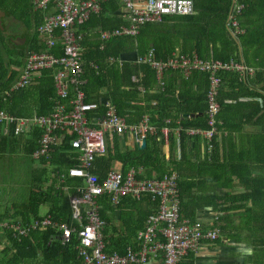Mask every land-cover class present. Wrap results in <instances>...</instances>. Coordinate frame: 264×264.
<instances>
[{
	"label": "built area",
	"instance_id": "built-area-1",
	"mask_svg": "<svg viewBox=\"0 0 264 264\" xmlns=\"http://www.w3.org/2000/svg\"><path fill=\"white\" fill-rule=\"evenodd\" d=\"M102 1L104 0H31V9L44 13L42 21L35 27L37 44L43 49L26 53L17 77L7 85L3 95L9 97L10 93L18 89H30L44 72L53 70L55 94L52 98V109L44 115L32 113L27 117H16L0 109V125L4 130L10 128L15 136L29 134L31 129L40 131L36 150L32 154L34 160L48 161L55 149L65 145L73 152V156L69 157L71 166L61 171H53L51 183L55 182L56 186L65 192L68 189L65 184L67 178H76L82 183L80 187L75 186L74 195H68L71 207L70 222L55 223L62 246L75 239L73 248L81 264H147L151 259L158 258L160 252L162 258L158 264H179L186 255L198 252L202 239L214 240L218 230L205 229L198 221L180 217L177 174L171 172L160 179H136L131 171L124 174L111 169L104 178L98 179L91 172L95 158L107 151L108 133L131 135L135 143L140 145L147 136L154 135L157 131L146 119L137 125H127L109 103L104 105L106 111L103 116L95 118L92 123L89 122L99 105L86 102L80 90L85 80L82 78L83 65L79 46L82 34L79 28L92 13L99 11ZM120 1L124 14L132 24L130 28L103 33V39L112 34L133 33L136 26L160 21L164 15L194 13L192 0ZM242 7V3H233L227 15L226 25L232 36L240 31L236 16ZM152 55L150 51L147 57L141 60L158 72L173 68L180 69L184 75L191 71L208 74V128H190L184 132L189 136H201L207 140L209 144L206 149L210 151V141L216 132V116L219 112L216 102L219 80L214 73L239 71L242 67L231 60L222 63L200 59L196 53L165 62L154 60ZM181 129L179 127L176 133H180ZM160 133L167 139L171 130L164 126ZM103 195H106L113 205H117L121 198L127 196L136 200L149 196L152 201L157 202L156 212L148 216L144 227L137 232L139 248H128L123 255L104 252L105 242L101 233L104 221L99 216L96 203V198ZM52 224L50 215L40 214L38 218L29 219L25 225L4 223L2 226L18 237L25 235L29 229H46Z\"/></svg>",
	"mask_w": 264,
	"mask_h": 264
},
{
	"label": "crops",
	"instance_id": "crops-1",
	"mask_svg": "<svg viewBox=\"0 0 264 264\" xmlns=\"http://www.w3.org/2000/svg\"><path fill=\"white\" fill-rule=\"evenodd\" d=\"M118 1L120 2V7L119 10H116V14L118 13L121 20L123 21L121 22V24L108 29L97 28L92 29L90 31L83 28L82 26L79 28L82 34L79 43L81 51L80 57L83 65L82 78L85 80V84L80 87V90L84 94L85 101L86 97L90 100L89 102H86L95 103L99 105V108H97L96 113L92 117L93 119H90L89 122L92 123L95 118L103 116L106 111L104 105L106 103H109L114 107L116 114L125 120L127 125H137L143 119H146L148 124L150 126L155 127L157 131L158 129L166 126L171 130V133L169 134L167 139H165L162 134H159V136H157L160 139V141L158 140V144L161 145V154L164 156L166 161L173 156L175 161H180L181 163L178 165V167H176V170H174L172 166L171 169L162 176H159V174H157L150 168V170L146 171V173L151 172V175L149 176V178H147L146 176H143L146 173H144V169L141 166L127 168L124 172V164L119 160H113L111 161L110 165L107 166V169L104 170L102 178H104L106 173L111 169L119 170L124 174L131 171L134 173L136 179H139L137 175H140L141 177H146L142 179H160L164 175L169 174L171 172L177 174L178 182H182L183 186L182 190H180L178 187L180 195V217L182 219L198 221L202 224L203 228L205 229L218 230V235L214 240L202 239L198 252L196 254L190 253L186 255L182 258L179 264H264V218H262L264 214L261 213V208L264 209L263 100H261L259 97L239 98L237 103H241L242 105V103L256 102L258 104L259 110L262 108L263 110H261V113H255L256 110L253 104L251 106H241L237 104L236 107L229 109V111L223 114L222 118L225 127L223 125V122L219 121L216 118V132L210 141V151L207 150L209 144L207 140H205L201 136H189L184 132L185 139L182 143L186 144V147L184 145V153L182 154L180 143L181 135H179L180 133H178V131L176 133V130L180 127L181 124L180 115L177 107L172 108V110H170V116L161 121L163 125L158 128V123L161 120L159 119L161 114H159L160 112H157L155 107L157 101L153 98L152 100L147 99V92L158 95L160 91H163L166 76L170 72L177 71L180 73L181 79H188L191 73L199 71H191L187 75H184L180 69L178 70L173 68L164 69L163 71L158 72L155 68H153L147 62H143L142 60L147 57L150 51L153 54L152 57L154 58V60L161 62H165L168 59H175L183 55L189 56L193 52L190 54H184L181 52L180 47L175 46L172 51H170L169 55L166 58L162 59L157 57L156 50L152 45L147 47L146 50L140 52L137 49L136 42H129V40L127 39H121L119 40V42L122 44V49L119 46L117 47V43L115 42L116 38L135 37L138 34L139 28L143 24L136 26L135 31L133 33L112 34L106 39L101 38V35L105 32H112L116 29L121 30L122 28H130L132 24L130 22V19H128L123 12L121 1ZM33 12H36L38 14L39 22L42 21V16L44 13L37 10ZM170 16L179 15H164L160 21H162L163 18ZM238 28L240 29L238 33L241 34L243 32V29H241L239 26ZM30 29L31 31L27 36V40L23 49L25 50L28 47L30 39H32V36L35 35L36 46L40 48L39 50H42L43 47L37 44L38 36L35 32V28L32 29L30 26ZM30 51L33 50H25L24 55L20 58V66L12 67V70L17 72V74L10 81V83L17 77L22 65V59L24 58L26 53ZM97 52L100 54H104L105 52L108 53H106L105 55H100V57H98L97 59H91L87 57L91 53ZM253 60V62L258 61L257 59ZM215 61L221 62L219 60ZM231 62L242 67V69L239 71L232 70L233 72L231 73H233L236 78H240V76H243L241 77L242 79L246 78V76L253 78L255 76V71L254 69H251L252 67L245 68L239 63H236L232 60ZM128 66L134 68L136 67L137 69L135 68V71L129 76L131 86L127 87V90H129V93L126 94L127 105L122 107V114H119L117 109L118 107L114 104L113 100H111V97L106 96L108 94L107 89H109L108 85H101L102 87H99V89L97 90L96 86H99L97 80H92L90 83L89 79L94 77H104L105 79L110 80L111 76L108 72L115 70L119 73H122L123 70L128 68ZM50 71H52V73L50 74V78L52 83L51 88L53 90L54 95L55 91L52 77L53 70ZM147 72H152L150 73V77L149 73ZM222 73L224 72L220 71L214 73V76L219 80L218 88L220 85ZM42 77L43 76H40L39 78ZM150 78L154 82L152 88H144L146 86H144L143 81H148V79ZM208 87L209 79L207 74L206 96L208 93ZM132 89L137 92L136 96L133 95ZM175 89L176 90L174 92V98L178 101V95L180 90L179 88ZM50 100V103L52 104V98ZM230 105H233V103H231ZM51 109L52 105L49 111H51ZM251 114L255 115L249 116ZM167 120L169 121V123H165ZM219 126L221 128H219ZM192 128L202 130L207 129V121L205 128H201L199 126ZM34 133L37 134L34 135ZM39 133L40 131L38 129H31L29 131V134L27 133L26 135L18 136L13 135V137L24 136L28 137V139L32 137L33 139H35L34 141L36 143ZM114 138L118 141L120 145L119 149L122 153L144 149H140V145H137L135 143L133 137L125 133L121 135L108 133L106 136L108 148L109 145L111 148L113 147ZM4 142L5 141L1 139L0 158L5 157L6 155H22L25 158V161L29 164V171L27 173L25 182V191L27 194L29 190V183H31V181L33 182L31 178L32 172H34L35 169L39 168V161L46 160H34L32 158V155L27 158L22 153L21 145H16V147H12V149L9 150V145L7 148ZM171 142L173 143V147L175 143V147L172 153ZM144 147H146V144H144ZM55 150H67L66 152L69 154V157L73 156V152L68 149V145H65V147ZM3 161L4 162H1L0 167V172L5 173V176H3L0 180V183L3 186L2 192L6 194H11L17 188L15 189L9 187L8 179L9 176H13L14 171L17 177V168L14 170V168L12 167H6L7 161H5V159H3ZM93 170L91 172L94 174ZM47 174L48 178L45 180L44 185L52 186V171L47 172ZM94 175L97 176V174ZM97 178L100 179L98 176ZM66 180L65 183H67ZM73 185H75V183H73ZM80 186H82L81 182H79L78 184V187ZM245 195L251 196L244 198ZM103 198L107 199V196L103 195L101 197H97L96 203L98 206V213L99 210L103 212L104 218H101L104 221L103 226H107L106 229L108 230V232L106 236L109 237L129 235L130 231L133 230L134 225L137 223L136 221L131 222L129 220L130 218L137 219L138 217H140V213L143 214L146 213L147 210H150L151 214H153L157 210V202L152 201L149 196H142L139 200H136L132 197L121 198L117 205H113L112 203H110V201H108L109 204H106L105 206L100 203ZM5 199L6 200L2 201L3 208H5L6 206H8L9 203L14 201L12 197H6ZM123 199L126 200L122 201ZM147 199L149 200V202L144 203L143 201ZM129 200H132L134 202L129 203ZM47 209L48 207L46 205L40 207L39 215H50L47 212ZM52 222L53 226L48 225L46 229L48 227H53L56 229V224L69 223L66 221L58 222L54 219H52ZM4 223H6V221H0V264H81V261L78 258L69 256L65 258L62 255V258L58 257V260L45 259L44 261H42V258H40L42 256L37 254L33 258L27 257L24 260L19 259L17 261H13L10 258V252L6 253L5 255H2V250L7 247L6 233H10L7 228H2V225ZM128 224L130 226L126 228ZM144 224H146V219H144L142 226L137 230V232L144 227ZM75 225L76 224L74 223V226ZM134 239L135 248H128H139L140 244L137 240V233ZM161 258L162 253L160 252L158 253V258L151 259L147 262V264H158Z\"/></svg>",
	"mask_w": 264,
	"mask_h": 264
},
{
	"label": "trees",
	"instance_id": "trees-1",
	"mask_svg": "<svg viewBox=\"0 0 264 264\" xmlns=\"http://www.w3.org/2000/svg\"><path fill=\"white\" fill-rule=\"evenodd\" d=\"M192 1L194 5L193 14L165 17L160 22H147L139 28L138 34L135 37L116 38L115 42L117 43V47L119 46L122 49V44L119 42L121 39H127L129 42H136L137 49L140 52L152 45L156 50L157 57L164 59L175 46H178L182 53L190 54L193 52L196 53L200 59L211 58L223 63L232 60L245 68L252 67L251 69L255 71V76L253 78L249 76L243 79L241 78L243 76L236 78V76L231 73L233 71H224V73L221 74L216 98V102L219 106V112L216 118L219 121L223 122L222 116L225 112L229 111V109L236 107L237 104L241 105V103H237L239 98L259 97L263 100L264 104V0ZM233 3L243 4L240 13L236 16L237 24L243 29V32L235 36L229 33L228 27L226 26V18ZM119 7L120 2L118 0H104L100 4L99 11L91 14L87 21L81 26L89 31L97 28L108 29L118 26L123 22L118 13L116 14V10H119ZM1 8L9 12L17 10L19 13L17 14L18 17H26V13L29 14V21L32 29L35 28L39 22L38 14L31 9V0H0V9ZM2 42L3 40L0 35V109L16 117H27L32 113L36 115L46 114L52 105L50 99L54 97L50 78L52 71L44 72L42 75L43 77L39 78L37 83L29 90L18 89L10 93L9 97L3 95L8 83H10L17 74V72L12 70V67L20 66V58L24 55L25 50L30 49L38 51L40 49L36 46L35 35L30 39L28 47L25 50L20 48L21 50L19 52L14 51L15 47H11V49L3 48L1 45ZM106 53L108 52L104 54L98 52L91 53L87 57L97 59L100 55H105ZM253 59H257L258 61L253 62ZM135 68L128 66L122 73L110 70L111 72H108L111 76L110 80L104 77L89 79L90 83L92 80H97V83H99V86H96L97 90L99 87H102L101 85H108L109 89H107L108 94L106 96L111 97V100H113L114 104L118 107L119 114H122V107L127 105L126 94L129 93L127 87L131 86L129 76L135 71ZM147 73H149L150 77V73L152 72ZM143 83L144 86H146L144 88L147 89L152 88L154 84L151 78L148 79V81H143ZM175 88H179L180 90L178 101L174 98ZM206 88V73L193 72L189 75L188 79H181L180 73L174 71L168 73L164 89L160 91L158 95L147 92V99L152 100L153 98L157 101L155 107L157 112L161 114L158 128L163 125L161 121L170 116V110L177 107L180 115V127L183 129H181L179 134L181 135L180 143L182 154L184 153V145L186 147V144L182 143L185 139L184 130L196 126L201 128L206 127ZM132 90L133 95L136 96L137 92L134 89ZM86 101L89 102L90 100L86 97ZM230 102L233 103V105H230ZM252 104L255 107V113L262 112L261 110H263V108L259 110L256 102L242 103L241 106H251ZM254 115L255 114H251L249 116ZM219 128L221 127L219 126ZM160 129H158L154 135H149L144 139L146 147H144L143 150L122 153L119 149L120 145L118 141L114 138L113 147L111 148L109 145L108 148L107 144V151H105L104 155L95 158L93 162L94 174H97L101 179L104 170L107 169V166H109L113 160H119L124 164V172L127 168L137 166H141L144 169V173L151 168L159 174V176L168 172L172 166L173 169L176 170V167H178L181 162L175 161L173 156L166 161L161 154V145L158 144V140L160 141V139L157 137L159 134L161 135ZM36 134L37 133H34V135ZM1 139L5 141L4 143L7 148L9 145V150L12 149V147H16V145H21L22 153L27 158L36 150L35 139L32 137L28 139V137L24 136L13 137L10 128L4 131L3 127L0 125V141ZM174 147L172 143L171 153ZM66 151L67 150H54L52 156L50 155V160L39 161V168L32 172L31 178L33 182L31 181V183H29V190L26 197L22 200L9 203L0 214V221L25 225L31 217L38 218L40 207L46 205L48 207L47 212L52 216V219L58 222H70L68 195L75 194L74 188L78 186L80 182L79 179L68 178L66 180L67 183H65L66 186H68L66 192L61 189V187L56 186L55 182H53L52 186L44 185L45 180L48 178L47 172L61 171L71 166L72 161L69 159V154ZM150 175L151 172H147L143 176L149 178ZM137 177L139 179L146 178L140 175H137ZM73 183H75V185H73ZM178 187L182 190V182H178ZM249 196L251 195H245L244 198ZM125 200L126 199H123L122 201ZM108 201L109 199L107 197V199L103 198L100 203L105 206L109 204ZM133 202L134 201L129 200V203ZM143 202L148 203L149 200L147 199ZM261 213L264 214L263 208H261ZM99 214L100 218H104L101 210H99ZM149 214H151V212L147 210L146 213H140V217L137 219L130 218L129 220L131 222L136 221L137 223L127 236H106L108 230L106 229L107 226L104 225L101 229L102 237L105 242L104 252L106 254L116 253L117 255H123L126 253L128 247L135 248L134 238L137 230L142 226L144 219H147ZM262 218H264V216ZM128 226L130 225L128 224L126 228H128ZM2 228L4 229L3 226ZM6 235L7 247L2 250V255L10 252V258L13 261L19 259L24 260L27 257L33 258L37 254L42 256L40 257L42 261L45 259L58 260V257H61V255L65 258H67V256L76 258L73 248L75 239H72L66 246H62L59 240V232L53 227H48L47 229H29L25 235H20L18 237H15L12 232L9 234L6 233Z\"/></svg>",
	"mask_w": 264,
	"mask_h": 264
},
{
	"label": "flooded vegetation",
	"instance_id": "flooded-vegetation-1",
	"mask_svg": "<svg viewBox=\"0 0 264 264\" xmlns=\"http://www.w3.org/2000/svg\"><path fill=\"white\" fill-rule=\"evenodd\" d=\"M26 19L27 22H26ZM29 14L26 17L14 16L12 12L6 9H0V35L2 37V47L11 49L15 47L14 51L19 52L24 48L27 36L30 29Z\"/></svg>",
	"mask_w": 264,
	"mask_h": 264
},
{
	"label": "rangeland",
	"instance_id": "rangeland-1",
	"mask_svg": "<svg viewBox=\"0 0 264 264\" xmlns=\"http://www.w3.org/2000/svg\"><path fill=\"white\" fill-rule=\"evenodd\" d=\"M14 16L19 14L17 10H14L12 12ZM28 19H26L27 22ZM30 26V25H29ZM7 161L6 167H12L14 170L17 168V177L15 171L13 172V176L8 179V185L12 188H17L13 193L6 194L2 192V184L0 183V214L4 211L5 208H3L2 201L6 200V197H12L14 201L16 200H22L26 197V191H25V182H26V176L29 171V164L25 161V158L22 155H6L5 157L0 158V167L1 162ZM1 171V170H0ZM5 176V173L0 172V180L1 178ZM13 185V186H11Z\"/></svg>",
	"mask_w": 264,
	"mask_h": 264
},
{
	"label": "water",
	"instance_id": "water-1",
	"mask_svg": "<svg viewBox=\"0 0 264 264\" xmlns=\"http://www.w3.org/2000/svg\"><path fill=\"white\" fill-rule=\"evenodd\" d=\"M144 144H146V143H144V140L141 142V144H140V149H143L144 148Z\"/></svg>",
	"mask_w": 264,
	"mask_h": 264
}]
</instances>
